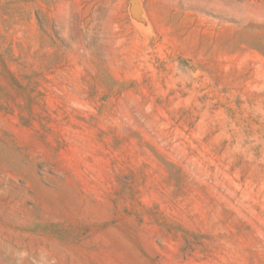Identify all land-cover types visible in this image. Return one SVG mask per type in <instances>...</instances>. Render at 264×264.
<instances>
[{"label":"rangeland","instance_id":"rangeland-1","mask_svg":"<svg viewBox=\"0 0 264 264\" xmlns=\"http://www.w3.org/2000/svg\"><path fill=\"white\" fill-rule=\"evenodd\" d=\"M0 264H264V0H0Z\"/></svg>","mask_w":264,"mask_h":264}]
</instances>
